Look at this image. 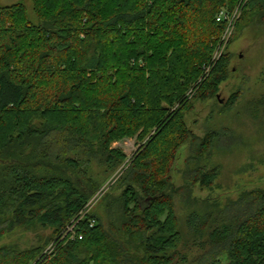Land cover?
<instances>
[{"label": "trees", "instance_id": "obj_1", "mask_svg": "<svg viewBox=\"0 0 264 264\" xmlns=\"http://www.w3.org/2000/svg\"><path fill=\"white\" fill-rule=\"evenodd\" d=\"M237 7L264 19V0H32L37 24L22 4L0 6V239L51 231L43 245L0 247V264H264V192L205 209L193 189L215 182L198 164L218 134L194 137L184 121L227 76V54L212 59L226 28L216 17ZM132 138L141 145L103 202L110 220L90 211L82 240L62 239L124 164L112 145Z\"/></svg>", "mask_w": 264, "mask_h": 264}, {"label": "rangeland", "instance_id": "obj_2", "mask_svg": "<svg viewBox=\"0 0 264 264\" xmlns=\"http://www.w3.org/2000/svg\"><path fill=\"white\" fill-rule=\"evenodd\" d=\"M22 4L31 23L37 24L32 12V0H0L1 7ZM240 28L235 26L230 34L226 30L214 50L212 59L228 56V73L218 86L215 98L195 101L193 108L184 117L188 130L194 137L202 138L213 132L217 140L206 152L198 165L215 168L217 176L208 189H193V197L207 207L223 208L228 202L237 200L244 192L260 190L264 192V107L259 106L264 96V19L246 16ZM237 20V21H238ZM224 37V39H223ZM136 138L124 139L112 145L127 157L124 164L104 178L101 187L93 194L91 212H100L105 221L110 219L103 207L108 196L119 193L117 181L129 159L140 147ZM190 155V142L182 146L172 169V181L182 186V174L186 170V160ZM175 210L179 218L188 213V208L175 199ZM51 231L38 232L14 229L0 239V247L15 246L25 250L43 245ZM55 247L48 244L46 254Z\"/></svg>", "mask_w": 264, "mask_h": 264}, {"label": "built area", "instance_id": "obj_3", "mask_svg": "<svg viewBox=\"0 0 264 264\" xmlns=\"http://www.w3.org/2000/svg\"><path fill=\"white\" fill-rule=\"evenodd\" d=\"M240 11H241V7H237L231 14L225 10H222L216 17V21L218 23L226 24V28H225L226 34L225 35L230 34L231 30L234 28L238 20ZM213 61H216V60L213 59ZM91 206H92L91 202L87 203V205L84 208V211L80 213V216L78 217V219L76 218L74 221L71 222L70 225L67 226L65 232L62 235V239L67 238L69 240H74V239L82 240V235L79 234L77 231V225L79 221L82 220L88 212H90ZM93 224L94 222L90 221V226H93Z\"/></svg>", "mask_w": 264, "mask_h": 264}]
</instances>
